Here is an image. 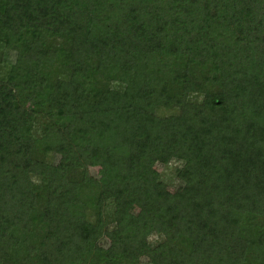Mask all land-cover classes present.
I'll list each match as a JSON object with an SVG mask.
<instances>
[{
    "label": "trees",
    "instance_id": "trees-1",
    "mask_svg": "<svg viewBox=\"0 0 264 264\" xmlns=\"http://www.w3.org/2000/svg\"><path fill=\"white\" fill-rule=\"evenodd\" d=\"M140 260L264 264V0H0V264Z\"/></svg>",
    "mask_w": 264,
    "mask_h": 264
},
{
    "label": "rangeland",
    "instance_id": "rangeland-1",
    "mask_svg": "<svg viewBox=\"0 0 264 264\" xmlns=\"http://www.w3.org/2000/svg\"><path fill=\"white\" fill-rule=\"evenodd\" d=\"M172 110L171 109H163L162 111L158 112L159 116H169L172 114ZM156 170L159 172L160 174V179L161 181L166 185L167 189L169 191H173L176 188L180 187V184L175 181L176 179L174 178V169L177 168L175 165L169 164L168 166H160L157 165L155 166ZM89 175L93 178H97L98 174H97V168H91L89 169ZM109 209V207H108ZM110 228L112 227V224H109ZM152 241V243L156 242L157 240L154 239V237H150L149 241ZM106 245V243L104 241L101 242V246L104 247ZM139 264H145L144 260H140Z\"/></svg>",
    "mask_w": 264,
    "mask_h": 264
}]
</instances>
